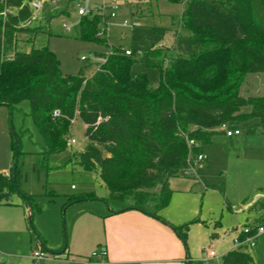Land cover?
<instances>
[{
	"label": "trees",
	"instance_id": "trees-1",
	"mask_svg": "<svg viewBox=\"0 0 264 264\" xmlns=\"http://www.w3.org/2000/svg\"><path fill=\"white\" fill-rule=\"evenodd\" d=\"M166 1L182 5L171 46L156 43L140 56L137 49L126 54L114 47L99 55L104 61L88 76L83 69L64 74L48 46L18 50L21 39L33 40L48 32V26L33 24V11L24 0H0V106L13 110L29 101V114L47 153L69 147L71 126L80 117L88 142L72 159L84 170L98 172L109 191L107 199L160 220L173 192L170 179L189 175L188 159L217 133H225L218 130L222 124L241 129L255 118L248 131L264 130V95L240 93L245 73H264V0ZM54 15L45 16L48 23ZM81 16L80 37L109 44L108 16L94 11ZM152 32L163 38L167 28L153 27ZM139 61L159 70L156 84L146 72L133 71ZM246 106L250 111H243ZM190 139L198 145L189 146ZM13 175L14 164L10 175L0 172V205L14 204L15 192L24 203L31 200L16 188L18 166L16 182ZM96 197L94 192L73 194L67 204ZM261 220L249 233L240 231L238 239L254 235ZM172 227L186 242L187 224ZM246 243L223 254L221 264H254Z\"/></svg>",
	"mask_w": 264,
	"mask_h": 264
},
{
	"label": "rangeland",
	"instance_id": "rangeland-1",
	"mask_svg": "<svg viewBox=\"0 0 264 264\" xmlns=\"http://www.w3.org/2000/svg\"><path fill=\"white\" fill-rule=\"evenodd\" d=\"M100 3L101 0H56L46 4L35 12L33 24H46L49 31L40 32L33 40L21 39L17 49L28 52L48 46L59 57L64 74L76 75L83 69L89 76L104 61L99 55L109 54L114 47L144 52L156 43L157 47L173 44L169 36L164 40L152 32L153 27L178 28L172 16L176 17L182 5L166 0H121L118 14L108 15L109 44L81 38L79 6ZM104 12L108 14L109 8L104 7ZM51 13L55 15L48 23L45 16ZM181 33L189 31L182 29ZM132 69L135 73L146 72L151 82L157 83L156 67L139 61ZM240 93L245 97L264 95V73H245ZM7 108V121H0V165L9 154L10 168L19 151L16 160L21 175L17 187L31 195V206L24 203L19 192L12 196L15 205H0V256L6 264H29L31 252L44 245L49 255L39 264H86L85 261L97 260L93 250L100 246L93 249V242L101 234V225L91 213L96 201L88 198L67 204L68 196L73 194H109L97 171H86L72 159L73 153L87 145L86 125L76 117L70 131L76 142L63 152L47 153L29 114V101H21L13 110ZM243 111H250V107ZM256 122L252 118L243 123L241 134L232 137L217 133L212 142L203 144L204 158L195 162L191 174L170 179L173 192L165 212L179 225L187 224L186 242L180 240L192 257L191 264H201L200 258L210 246L219 254L238 246L235 238L257 219L264 224V130L248 131ZM246 244L254 264H264V232L255 234ZM103 261L101 258L99 264H106Z\"/></svg>",
	"mask_w": 264,
	"mask_h": 264
},
{
	"label": "crops",
	"instance_id": "crops-1",
	"mask_svg": "<svg viewBox=\"0 0 264 264\" xmlns=\"http://www.w3.org/2000/svg\"><path fill=\"white\" fill-rule=\"evenodd\" d=\"M181 11L182 7L176 17L172 16L173 23L178 24L177 21ZM165 28H167V32L163 35V38L168 40L169 36L172 39V43L175 36L171 34L179 30V27L177 29ZM7 113V106H0V121L2 123L7 121ZM5 143L8 146L9 139L7 136H5ZM8 162L9 154L6 156V162L0 165V170L10 175L11 167L8 168ZM107 197L97 195L94 198L97 204L91 206L93 210L91 211L92 216L96 217L95 219L101 225V234L100 236H95L93 249L99 245L100 248L98 249L107 251V254L102 257L104 263L191 264L192 257L188 250H185L180 238L172 227L179 226V224L168 216L165 212L166 208L161 211L164 219L160 220L138 209H124V206L118 201V204H111ZM102 201H105V204ZM12 205H15V203ZM244 206L247 208L248 203L244 204ZM39 240H42L41 236ZM236 247L233 245L230 249Z\"/></svg>",
	"mask_w": 264,
	"mask_h": 264
},
{
	"label": "built area",
	"instance_id": "built-area-1",
	"mask_svg": "<svg viewBox=\"0 0 264 264\" xmlns=\"http://www.w3.org/2000/svg\"><path fill=\"white\" fill-rule=\"evenodd\" d=\"M56 0H24L32 9L33 15L32 19H36L35 12L41 11L46 4H51L55 3ZM121 0H101L100 4H95L93 7H88V6H83L80 5L78 9V13L80 15H85L89 12H98L103 15H110V16H116L119 11ZM104 7L109 8L108 14L104 12ZM125 23L128 24V21L125 20ZM64 26L69 30V26H67L64 23ZM126 54H132L131 49H125ZM137 55H142L143 52L141 50H137ZM60 112L59 110L55 111V115H59ZM221 130L225 131L226 135L229 137L239 135L241 134V130L238 128H230L228 124L224 123L219 127ZM76 142L75 138L70 137L67 141V145L71 146ZM189 146L191 145H198L197 142L194 139L188 140ZM204 155L202 152L197 154L193 160L191 157L188 159L189 162V168L185 171L186 174H191V168L194 166L196 161H201L203 160ZM251 227L246 226L244 227L243 231L246 233H249L251 231ZM242 231V230H241ZM264 232V225H259L256 229L255 234L257 233H262ZM254 234V235H255ZM254 235L248 236L245 240L241 241L238 239V237L235 238V241L239 244L244 243V242H250L253 238ZM107 254V251L105 249H98L93 252V257L97 258V260H88L86 261V264H99V261L102 257H104ZM49 252L45 248H35L31 252V262L29 264H39L41 260L45 259L48 257ZM222 254L217 253L211 246L206 248L204 251V255L200 258L201 264H221L222 263ZM3 258L0 256V261H2Z\"/></svg>",
	"mask_w": 264,
	"mask_h": 264
},
{
	"label": "water",
	"instance_id": "water-1",
	"mask_svg": "<svg viewBox=\"0 0 264 264\" xmlns=\"http://www.w3.org/2000/svg\"><path fill=\"white\" fill-rule=\"evenodd\" d=\"M16 168H17V160L15 161L14 163V182H16ZM16 188L18 189L17 185H16ZM25 197L29 200L28 196L25 194ZM29 206H31V203L29 201ZM29 220L31 221V216L29 218Z\"/></svg>",
	"mask_w": 264,
	"mask_h": 264
}]
</instances>
